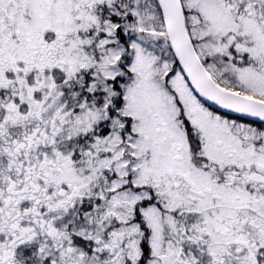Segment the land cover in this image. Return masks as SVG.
I'll return each mask as SVG.
<instances>
[{
	"label": "snow or ice",
	"instance_id": "1",
	"mask_svg": "<svg viewBox=\"0 0 264 264\" xmlns=\"http://www.w3.org/2000/svg\"><path fill=\"white\" fill-rule=\"evenodd\" d=\"M0 264H264V0H0Z\"/></svg>",
	"mask_w": 264,
	"mask_h": 264
}]
</instances>
